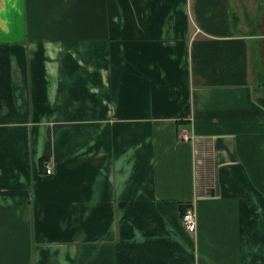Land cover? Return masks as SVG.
Returning a JSON list of instances; mask_svg holds the SVG:
<instances>
[{"label": "crops", "instance_id": "crops-1", "mask_svg": "<svg viewBox=\"0 0 264 264\" xmlns=\"http://www.w3.org/2000/svg\"><path fill=\"white\" fill-rule=\"evenodd\" d=\"M0 264H264V0H0Z\"/></svg>", "mask_w": 264, "mask_h": 264}, {"label": "built area", "instance_id": "built-area-1", "mask_svg": "<svg viewBox=\"0 0 264 264\" xmlns=\"http://www.w3.org/2000/svg\"><path fill=\"white\" fill-rule=\"evenodd\" d=\"M45 173L47 175L51 173V168L48 165L45 168ZM182 223L188 232L194 233L196 231V211L194 206L187 205L185 207L182 214Z\"/></svg>", "mask_w": 264, "mask_h": 264}]
</instances>
